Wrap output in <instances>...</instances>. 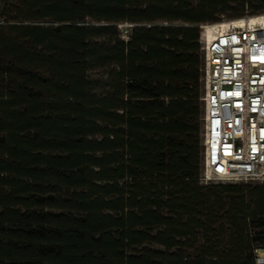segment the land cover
<instances>
[{"label": "trees", "instance_id": "1", "mask_svg": "<svg viewBox=\"0 0 264 264\" xmlns=\"http://www.w3.org/2000/svg\"><path fill=\"white\" fill-rule=\"evenodd\" d=\"M262 13L264 0H3L0 264H257L264 183L200 181L199 41L201 25ZM92 68L109 70L106 92Z\"/></svg>", "mask_w": 264, "mask_h": 264}, {"label": "built area", "instance_id": "2", "mask_svg": "<svg viewBox=\"0 0 264 264\" xmlns=\"http://www.w3.org/2000/svg\"><path fill=\"white\" fill-rule=\"evenodd\" d=\"M202 183L264 179V13L200 26Z\"/></svg>", "mask_w": 264, "mask_h": 264}, {"label": "rangeland", "instance_id": "3", "mask_svg": "<svg viewBox=\"0 0 264 264\" xmlns=\"http://www.w3.org/2000/svg\"><path fill=\"white\" fill-rule=\"evenodd\" d=\"M2 4H3V0H1L0 7L2 6ZM230 20H235V19L223 18L218 23L227 22V21H230ZM0 22H1V18H0ZM87 24H95V23L93 21H91V20H87ZM204 25H213V24H204ZM132 27H133L132 24H127V23L117 24L119 37L122 40L127 41L129 39L130 35H131ZM100 43H106V40L100 39ZM200 55L202 57L201 50H200ZM108 72H109L108 69H94V68H92V69H90L88 71L89 79L96 83V89H97V93L98 94H100L102 92H106L107 89H108V86H107V83H108L107 74H108ZM202 85H203V83H202ZM203 92H204V88H203ZM202 96H203V93H202ZM201 120H202V117H201ZM201 126H202V124H201ZM251 183H253V184H261V183H264V179L257 180V181H251ZM203 184H205V183H203ZM206 184H212V182H208ZM261 250L262 249H257L255 251L256 258H257V264H264V251L262 252Z\"/></svg>", "mask_w": 264, "mask_h": 264}, {"label": "water", "instance_id": "4", "mask_svg": "<svg viewBox=\"0 0 264 264\" xmlns=\"http://www.w3.org/2000/svg\"><path fill=\"white\" fill-rule=\"evenodd\" d=\"M261 251L263 252L264 250L262 249Z\"/></svg>", "mask_w": 264, "mask_h": 264}]
</instances>
